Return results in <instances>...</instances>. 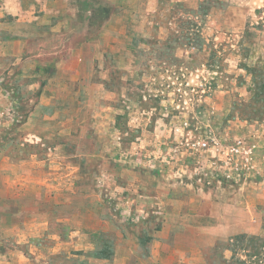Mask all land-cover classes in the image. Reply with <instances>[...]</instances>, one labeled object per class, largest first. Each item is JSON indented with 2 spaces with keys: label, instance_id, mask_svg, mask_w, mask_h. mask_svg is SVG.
I'll return each mask as SVG.
<instances>
[{
  "label": "crops",
  "instance_id": "0c3cea01",
  "mask_svg": "<svg viewBox=\"0 0 264 264\" xmlns=\"http://www.w3.org/2000/svg\"><path fill=\"white\" fill-rule=\"evenodd\" d=\"M95 1L109 14L93 37L89 18L96 7L85 4ZM168 2L196 7V0ZM162 5L163 0H0V137L20 123L25 141L40 150L26 154L25 168L45 172L24 179V185L32 186L38 200L77 203L68 217L57 214L18 228L39 264H208L217 243L241 233L264 236L239 223L225 229L217 208L237 210L232 203L239 201L238 190L230 198L232 188L209 181L179 158L176 145L158 147L171 131L147 128L152 117H125L135 104L126 97V83L143 72L147 39L162 34ZM134 39L142 43L136 46ZM116 72L118 88L112 87ZM17 90L28 98H18ZM21 101L29 110L17 113ZM100 126L109 140L97 150L92 139L100 141ZM115 132L129 136L117 154L131 159L113 164ZM79 158L83 164L96 160L108 192L89 187L94 182L81 174ZM244 188L250 199L253 191ZM32 263L25 258L9 264Z\"/></svg>",
  "mask_w": 264,
  "mask_h": 264
},
{
  "label": "rangeland",
  "instance_id": "374dc122",
  "mask_svg": "<svg viewBox=\"0 0 264 264\" xmlns=\"http://www.w3.org/2000/svg\"><path fill=\"white\" fill-rule=\"evenodd\" d=\"M194 4L195 8H188L163 0L157 16L162 34L159 39H147L145 49L149 52L143 55V72L136 78L130 77L126 83L129 89L126 97L135 104L129 110L126 108L125 117H131L132 121L137 119L135 114L139 121L143 118L150 121L152 117L147 128L159 125L171 131L169 137L160 139L158 147L176 145L175 153L193 168L198 159L190 156L192 141L216 137L226 147L237 139L242 140L245 147L253 151L248 165L237 183L221 180L224 189L232 188L230 198L236 199L234 190H238L239 201L231 202L237 210L217 208V214H224L218 220L225 229L239 223L261 232L264 231V0H199L198 5L196 0ZM85 5L96 7L93 15L90 12L89 32L93 37L98 36L109 10L100 1ZM84 14L81 13V17ZM139 43L142 41L133 40L136 46ZM119 75L114 73V88L120 86ZM16 95L21 100L27 97L22 90H17ZM16 109L17 113H24L29 107L21 101ZM124 122L118 126L124 129ZM19 125L16 123L10 133L5 132L0 137V264L18 263L25 258L39 264L36 255L24 246V235L18 228L38 224L46 217L53 220L57 214L68 217L73 210L71 207H76L77 203L72 202V198L71 203L65 201L61 205L38 200L35 196L38 193L31 191L32 186L24 185V179L40 178L45 172L31 166L25 168L26 154H40V150L25 141ZM100 129V141L92 139L97 143L94 145L97 150L109 140L103 137L104 128L100 126ZM124 139L115 132L111 144L113 164L120 163V159H131L117 154L130 138ZM150 141L154 145L155 139H148L146 143ZM208 156V159L203 158L206 165L212 160V154ZM103 157L100 154L101 162ZM69 161L73 162L71 157ZM82 161L81 174L94 182V185L90 182L89 187L95 186L97 192H108L96 160H90V164ZM207 179L217 181L211 176ZM245 185L253 191L250 199L245 188L241 191ZM218 220L216 225L220 227ZM39 243L38 237L33 238V244L39 246ZM208 255V264H264V236L236 234L228 241L217 243Z\"/></svg>",
  "mask_w": 264,
  "mask_h": 264
},
{
  "label": "built area",
  "instance_id": "2783aa9c",
  "mask_svg": "<svg viewBox=\"0 0 264 264\" xmlns=\"http://www.w3.org/2000/svg\"><path fill=\"white\" fill-rule=\"evenodd\" d=\"M190 149L192 150L190 156L198 159L196 169L199 173L204 172L214 180H225L230 183H237L253 152L252 149L245 147L242 140L237 139L232 145L224 147L216 137L192 141ZM209 153L212 154V160L206 165L203 158L208 159Z\"/></svg>",
  "mask_w": 264,
  "mask_h": 264
},
{
  "label": "trees",
  "instance_id": "16d2710c",
  "mask_svg": "<svg viewBox=\"0 0 264 264\" xmlns=\"http://www.w3.org/2000/svg\"><path fill=\"white\" fill-rule=\"evenodd\" d=\"M107 17H108V16H107ZM107 17H106V18H107Z\"/></svg>",
  "mask_w": 264,
  "mask_h": 264
}]
</instances>
